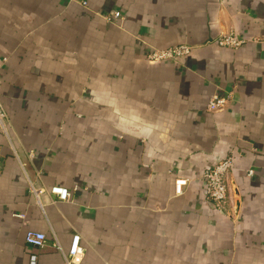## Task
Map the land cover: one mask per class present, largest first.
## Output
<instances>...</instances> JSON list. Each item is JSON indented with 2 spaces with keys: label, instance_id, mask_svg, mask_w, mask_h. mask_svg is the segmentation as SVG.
Wrapping results in <instances>:
<instances>
[{
  "label": "crops",
  "instance_id": "obj_1",
  "mask_svg": "<svg viewBox=\"0 0 264 264\" xmlns=\"http://www.w3.org/2000/svg\"><path fill=\"white\" fill-rule=\"evenodd\" d=\"M0 110V264H264V0H0Z\"/></svg>",
  "mask_w": 264,
  "mask_h": 264
},
{
  "label": "built area",
  "instance_id": "obj_2",
  "mask_svg": "<svg viewBox=\"0 0 264 264\" xmlns=\"http://www.w3.org/2000/svg\"><path fill=\"white\" fill-rule=\"evenodd\" d=\"M114 18L119 17V13L113 14ZM243 42L237 40L232 34L221 36L216 44L220 47H228L232 49L238 48ZM191 51V47L188 45H179L173 48L164 50H153L147 55V60L150 62H160L164 60H178ZM230 97L228 96H213L207 105L209 112H215L222 110L228 106ZM4 114L0 110V122ZM233 168V159L229 156L219 161L215 166L206 170L202 176L201 181L206 192V199L214 209L221 213L229 215L232 209V194H233V182L231 179ZM252 171L247 172L248 175H252ZM176 192L181 194V188L187 185V180H176ZM34 192V191H33ZM48 193L55 197L57 201H68L71 194L70 191L62 187H51ZM35 196L37 193L34 192ZM25 243L31 247L40 249L45 245V236L37 232H27L25 236ZM82 255V248L80 246V237L74 236L71 241V245L64 255L65 263L72 264L74 260ZM35 257H31V264H34Z\"/></svg>",
  "mask_w": 264,
  "mask_h": 264
}]
</instances>
